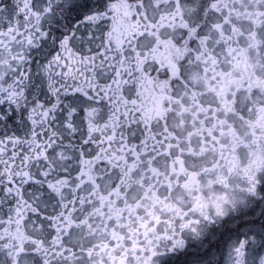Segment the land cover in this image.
<instances>
[{"label": "snow or ice", "instance_id": "6c2138e0", "mask_svg": "<svg viewBox=\"0 0 264 264\" xmlns=\"http://www.w3.org/2000/svg\"><path fill=\"white\" fill-rule=\"evenodd\" d=\"M0 264H264V0H0Z\"/></svg>", "mask_w": 264, "mask_h": 264}]
</instances>
